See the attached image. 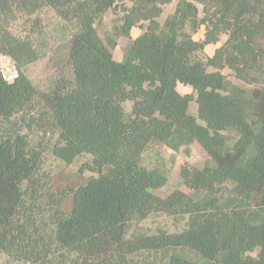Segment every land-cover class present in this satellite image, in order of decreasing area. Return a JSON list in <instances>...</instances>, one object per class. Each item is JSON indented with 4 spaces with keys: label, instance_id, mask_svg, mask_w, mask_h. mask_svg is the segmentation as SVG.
Segmentation results:
<instances>
[{
    "label": "trees",
    "instance_id": "obj_1",
    "mask_svg": "<svg viewBox=\"0 0 264 264\" xmlns=\"http://www.w3.org/2000/svg\"><path fill=\"white\" fill-rule=\"evenodd\" d=\"M172 2L0 0V56L18 71L7 82L0 69V252L11 261L264 264V0H178L161 23ZM137 27L116 61L119 38ZM61 50L67 75L40 89L27 68ZM194 143L209 161L181 168L190 192L156 195L170 170L145 153L189 156ZM49 157L86 159L90 176L58 185ZM155 216L177 230L146 229Z\"/></svg>",
    "mask_w": 264,
    "mask_h": 264
},
{
    "label": "rangeland",
    "instance_id": "obj_2",
    "mask_svg": "<svg viewBox=\"0 0 264 264\" xmlns=\"http://www.w3.org/2000/svg\"><path fill=\"white\" fill-rule=\"evenodd\" d=\"M178 0H173V2L166 6L164 13L159 18V21L162 23L165 18L171 14L176 6ZM202 16V15H201ZM117 14L112 12L106 15V30H111L117 19ZM140 28H134L131 33V37H121L119 38V44L116 50L114 51V59L116 61H122L124 54L127 49L130 47L132 41L140 34ZM197 40L203 38V31L195 36ZM225 36L222 38V42L225 41ZM58 45L55 46L58 49ZM217 46L208 47L203 54L200 56L206 58L211 56L214 53V50ZM55 49V50H56ZM52 53L50 52L48 57L39 60L38 62L30 65L26 73L32 82L39 87L40 89L46 90L57 84L64 76L67 75L68 71L64 66L61 53ZM13 66V62L9 57L2 56L0 57V69L10 68ZM224 74L230 75L231 73L225 71ZM232 81L237 82L236 78L232 75L229 77ZM239 84V82H237ZM60 84V83H58ZM178 90L181 93L191 92V89L188 87H183L182 85L178 86ZM125 111L130 115L133 111L131 103L125 104ZM191 111L197 113L196 104H192ZM40 110L38 113L34 114V119L36 124H34L32 131H30V140L33 146L39 148L40 143L44 140V135L47 132V126L44 124V119L40 118ZM190 155L187 156L183 150L179 152H172L164 147L155 146L150 151L145 153V163L148 166H154L162 164L170 170V176L167 184L160 188L156 189L153 192L161 197H165L174 189H180L186 193L190 192L189 189L183 184L182 178L180 176L181 168L183 166H196L202 168L209 161V156L206 151L201 147L200 144L194 143L191 146ZM86 159H82L71 165H65L53 157H49L45 164V170L54 176L56 183L61 186H70L75 185L76 183L82 182L90 176V173L84 171L82 168V163ZM144 227L151 231H156L159 228L169 231H176L177 226L173 221L165 216H155L150 218L147 222L144 223ZM143 258V257H142ZM0 264H22L18 262L11 261L6 255L0 252Z\"/></svg>",
    "mask_w": 264,
    "mask_h": 264
},
{
    "label": "built area",
    "instance_id": "obj_3",
    "mask_svg": "<svg viewBox=\"0 0 264 264\" xmlns=\"http://www.w3.org/2000/svg\"><path fill=\"white\" fill-rule=\"evenodd\" d=\"M2 78L7 82H13L18 77V71L15 66L1 69Z\"/></svg>",
    "mask_w": 264,
    "mask_h": 264
},
{
    "label": "crops",
    "instance_id": "obj_4",
    "mask_svg": "<svg viewBox=\"0 0 264 264\" xmlns=\"http://www.w3.org/2000/svg\"><path fill=\"white\" fill-rule=\"evenodd\" d=\"M0 57H2V56H0Z\"/></svg>",
    "mask_w": 264,
    "mask_h": 264
}]
</instances>
